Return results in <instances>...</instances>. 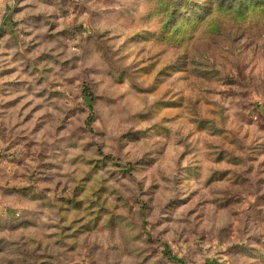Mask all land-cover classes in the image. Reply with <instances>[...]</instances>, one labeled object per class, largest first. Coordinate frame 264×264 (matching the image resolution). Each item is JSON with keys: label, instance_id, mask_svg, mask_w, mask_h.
I'll use <instances>...</instances> for the list:
<instances>
[{"label": "rangeland", "instance_id": "374dc122", "mask_svg": "<svg viewBox=\"0 0 264 264\" xmlns=\"http://www.w3.org/2000/svg\"><path fill=\"white\" fill-rule=\"evenodd\" d=\"M216 2L0 0V264H264V8Z\"/></svg>", "mask_w": 264, "mask_h": 264}, {"label": "trees", "instance_id": "16d2710c", "mask_svg": "<svg viewBox=\"0 0 264 264\" xmlns=\"http://www.w3.org/2000/svg\"><path fill=\"white\" fill-rule=\"evenodd\" d=\"M216 6L219 10L228 9L236 18L242 19L256 9H263L264 0H217Z\"/></svg>", "mask_w": 264, "mask_h": 264}]
</instances>
